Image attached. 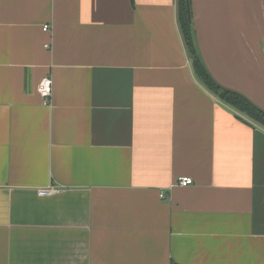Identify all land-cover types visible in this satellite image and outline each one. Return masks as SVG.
Instances as JSON below:
<instances>
[{"label":"crops","instance_id":"1","mask_svg":"<svg viewBox=\"0 0 264 264\" xmlns=\"http://www.w3.org/2000/svg\"><path fill=\"white\" fill-rule=\"evenodd\" d=\"M189 1L264 111V0ZM0 264H264V129L178 0H0Z\"/></svg>","mask_w":264,"mask_h":264},{"label":"trees","instance_id":"2","mask_svg":"<svg viewBox=\"0 0 264 264\" xmlns=\"http://www.w3.org/2000/svg\"><path fill=\"white\" fill-rule=\"evenodd\" d=\"M178 22L197 79L224 105L264 129V111L253 105L243 95L224 89L207 69L196 45L195 31L188 11V0H178Z\"/></svg>","mask_w":264,"mask_h":264},{"label":"built area","instance_id":"3","mask_svg":"<svg viewBox=\"0 0 264 264\" xmlns=\"http://www.w3.org/2000/svg\"><path fill=\"white\" fill-rule=\"evenodd\" d=\"M44 31H49V27H44ZM39 95L44 103L45 106H50L52 101V95H53V80L51 77L46 76L42 79V81L39 84L38 87ZM193 180L190 178H180L178 181V185L181 187H188L193 185ZM55 192L54 189L51 190H43L40 191L41 196H49L52 195Z\"/></svg>","mask_w":264,"mask_h":264},{"label":"water","instance_id":"4","mask_svg":"<svg viewBox=\"0 0 264 264\" xmlns=\"http://www.w3.org/2000/svg\"><path fill=\"white\" fill-rule=\"evenodd\" d=\"M188 11H189V16H190V18H191V9H190L189 0H188Z\"/></svg>","mask_w":264,"mask_h":264}]
</instances>
